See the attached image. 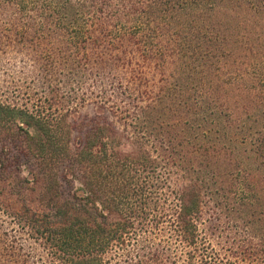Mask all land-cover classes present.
<instances>
[{"label":"rangeland","instance_id":"obj_1","mask_svg":"<svg viewBox=\"0 0 264 264\" xmlns=\"http://www.w3.org/2000/svg\"><path fill=\"white\" fill-rule=\"evenodd\" d=\"M48 1L24 7L0 0V100L41 105L72 147L101 126L121 133L105 140L111 154L114 147L132 153L123 167L130 184L125 191L94 190L100 206L110 197L113 205L136 211L164 205L172 214L182 205V189L197 182L201 228L216 227L206 231L209 250L232 258L228 226L235 231L257 219L259 212L251 216L247 206L264 205V157L257 149L264 124L259 30L239 9L214 0H138L134 10L130 0H74L83 10L67 14L63 28ZM77 31L85 33L83 41H76ZM16 170L8 169L14 178ZM31 172L24 165L20 176ZM81 175L62 182L61 202L82 187ZM36 185L25 183L34 190L33 206ZM230 208V221L220 219L218 211ZM157 214L137 217L127 244L111 246L105 264L143 258L144 243L167 248L166 264H188L191 248L172 224L177 216ZM84 258L59 235L31 234L0 205V264H81Z\"/></svg>","mask_w":264,"mask_h":264},{"label":"trees","instance_id":"obj_2","mask_svg":"<svg viewBox=\"0 0 264 264\" xmlns=\"http://www.w3.org/2000/svg\"><path fill=\"white\" fill-rule=\"evenodd\" d=\"M6 1L24 7L32 3V0ZM130 1L133 3V10L138 8V0ZM220 1H224L232 12L239 9L241 18L252 28L259 30V37L262 36L264 42V0L213 2L219 4ZM48 2L52 13L57 16L59 26L63 28L67 26L64 21L67 14H72L78 7L83 10V5L74 0ZM74 37L76 41H80L85 33L77 31ZM261 80L264 84V72ZM52 117V113L44 111L41 105L30 109L0 100V169L3 175L0 178V205L18 224L30 230L31 234L52 238L59 235L63 243L82 250L85 258L81 264H105L104 255L111 246L127 244L130 238L127 236L136 228L137 217L158 213L157 216L161 218L164 214H174L177 220L172 224L179 237L191 248L187 257L188 264H264V205L247 206L248 214L253 211L251 216L259 212L257 219H249L243 225H236L235 231H232L234 225L228 226L231 228V235H226L230 244L227 250L232 258H236L225 260L220 254L209 250L206 231L210 228L216 230V227L206 225L201 228L202 209L198 205L200 193L197 192V182L182 189V205L172 214L164 205H139L137 211L134 205H113L114 199L110 197H106L100 206V196L94 190L105 192L106 189V192L112 193L117 189L125 191L128 188L130 182L127 183L128 177L124 176L123 167L131 161L132 153L115 147L112 154L109 153L112 143L105 139L109 140L121 133L106 126L98 127L93 132L86 131L81 141L72 147L70 141L62 139V128H56ZM251 129L252 127H248V136L252 134ZM67 132L70 135L72 128L69 127ZM172 147L168 145L167 150ZM257 149L264 157V124L257 133ZM113 155L112 161L108 159ZM24 165L32 170V177L20 176ZM12 166L17 169L15 177L18 178L12 175L14 171H8ZM63 169H66V173L62 176L60 171ZM78 171L82 173V187L64 197L61 202L59 194H65L64 191H59L63 187L62 182L72 183L73 176ZM12 180L14 183H10ZM26 181L36 183L39 188L36 206L31 205L34 190L25 186ZM230 209L225 214L222 209L218 211L219 218L224 217L229 222L234 208ZM143 247L147 253L130 264H166L170 258L167 248L146 243ZM198 256L199 260L196 262Z\"/></svg>","mask_w":264,"mask_h":264}]
</instances>
